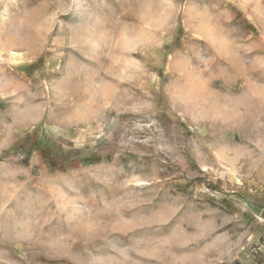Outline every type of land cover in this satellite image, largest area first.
<instances>
[{
  "label": "rangeland",
  "instance_id": "374dc122",
  "mask_svg": "<svg viewBox=\"0 0 264 264\" xmlns=\"http://www.w3.org/2000/svg\"><path fill=\"white\" fill-rule=\"evenodd\" d=\"M0 264H264V0H0Z\"/></svg>",
  "mask_w": 264,
  "mask_h": 264
}]
</instances>
